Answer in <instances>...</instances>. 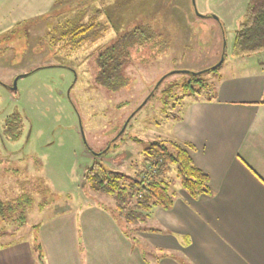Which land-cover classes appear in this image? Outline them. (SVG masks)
Listing matches in <instances>:
<instances>
[{"label": "rangeland", "instance_id": "obj_1", "mask_svg": "<svg viewBox=\"0 0 264 264\" xmlns=\"http://www.w3.org/2000/svg\"><path fill=\"white\" fill-rule=\"evenodd\" d=\"M246 2L94 0L93 9L103 5L98 22L106 29L96 41L73 48L65 44L66 39L49 38L57 32L50 28L55 15L69 11L61 0L54 2L48 16L0 35V198L12 200L23 192L32 197L22 224L12 217L0 221V232H4L0 244L33 241L34 236L40 242L39 227L68 213L76 216L80 250L83 241L91 248L118 249L115 234L126 236L109 210L113 199L83 184V172L94 157L88 147L105 149L112 142L96 158L111 169L129 174L139 170L144 144L161 138L190 98L214 93L220 73L232 63L234 30ZM90 13L89 9L83 21ZM122 21L129 26L148 24L165 42L159 47L150 43L132 47L123 69L125 85L109 91L95 81V55L122 31ZM222 50V70L204 71L197 76L198 83H190L193 76L184 71L207 69L220 60ZM254 55L264 60L263 53ZM53 62L62 66L45 67ZM14 81L16 89H8L6 85L13 88ZM186 82L192 88L184 86ZM11 112L22 117L14 138L3 129V120ZM178 185L173 180L170 189ZM138 242L139 237L131 243Z\"/></svg>", "mask_w": 264, "mask_h": 264}, {"label": "crops", "instance_id": "obj_2", "mask_svg": "<svg viewBox=\"0 0 264 264\" xmlns=\"http://www.w3.org/2000/svg\"><path fill=\"white\" fill-rule=\"evenodd\" d=\"M55 1L0 0V35L50 14ZM231 56L214 97L190 98L157 138L187 151L212 194L192 198L178 185L172 206L154 207L135 232L140 243L118 232L114 250L86 241L80 250L76 216L62 213L39 227L46 264H264V60ZM0 264H36L32 241L0 244Z\"/></svg>", "mask_w": 264, "mask_h": 264}, {"label": "trees", "instance_id": "obj_3", "mask_svg": "<svg viewBox=\"0 0 264 264\" xmlns=\"http://www.w3.org/2000/svg\"><path fill=\"white\" fill-rule=\"evenodd\" d=\"M60 1L56 0V3ZM62 1H65L64 6L66 5L69 11L54 14L56 21L50 25V28L52 26L51 31L56 30L57 32L52 37L50 36V39L54 42L66 39L65 44L75 48L84 41L94 42L102 36L106 27L98 22V16L101 11L103 12V5L93 9L90 3L94 0ZM78 1L76 5L75 2ZM79 8L82 12L77 13L76 9ZM89 9L91 13L87 20L83 21ZM73 15H75L74 20H71ZM129 16L132 17L130 12ZM120 25L119 30L123 28L122 31L118 32L113 41L99 47L95 55L97 67L95 81L109 91L119 90L125 85L126 78L123 75V69L130 58L132 47L143 46L147 43H150L151 47H159L161 42H165L161 34L148 24L136 23L129 26L122 21ZM231 53L235 56L264 53V0H247L242 18L234 30ZM224 56L225 52H223V59ZM221 63L198 72L188 71L193 76L190 83L191 81L198 83L199 74L219 68ZM190 83L186 82L184 86L189 85L192 88ZM214 93L204 98L211 99ZM259 103H264V94ZM20 120V115L16 112L7 115L4 119V134L10 138L16 137ZM136 140L139 141V139ZM111 145L112 142L99 152L88 147L94 157L91 164L85 168L82 179L83 184L91 190L113 199V206L109 210L127 237L134 239L133 232L144 229V223L150 217L154 207L168 209L172 206L175 193L170 188L173 180L178 181L180 188L192 198L200 194H212L208 176L193 163L187 151L174 140L157 138L148 140L142 147L141 168L133 174L111 169L96 158V156L105 154ZM31 200L32 197L27 192H23L12 200L0 198V221L12 217L19 219V224H22L24 212ZM3 234L4 232H0V236ZM32 248L36 264H46L43 247L37 241L36 236L33 238Z\"/></svg>", "mask_w": 264, "mask_h": 264}, {"label": "water", "instance_id": "obj_4", "mask_svg": "<svg viewBox=\"0 0 264 264\" xmlns=\"http://www.w3.org/2000/svg\"><path fill=\"white\" fill-rule=\"evenodd\" d=\"M193 1V0H192ZM223 52H224V50H222V53H221V58H220V60L219 61H217L214 65H212V67H215V66H217L218 64H220L221 62H222V60H223ZM184 72H188V70H185ZM24 76V74H21V75H19L18 77H23ZM15 81L13 82V88H12V90L14 89H16L15 88ZM128 120V119H127ZM127 120L125 121V123H124V126H123V128L125 127V125H126V123H127ZM123 128L121 129V131L123 130ZM120 131V132H121Z\"/></svg>", "mask_w": 264, "mask_h": 264}, {"label": "flooded vegetation", "instance_id": "obj_5", "mask_svg": "<svg viewBox=\"0 0 264 264\" xmlns=\"http://www.w3.org/2000/svg\"><path fill=\"white\" fill-rule=\"evenodd\" d=\"M48 65V64H47ZM47 65H45V66H47ZM54 66H62V64H60V62H58V63H56ZM32 71V70H31ZM30 71V72H31ZM6 87L8 88V89H12L11 87V85H6ZM12 113V112H11ZM5 119V118H4ZM20 119H22V117H20ZM3 125H4V120H3ZM3 129H4V127H3ZM18 131H19V129H18ZM95 152H99V150H94Z\"/></svg>", "mask_w": 264, "mask_h": 264}]
</instances>
